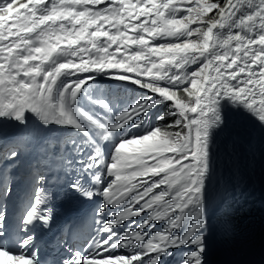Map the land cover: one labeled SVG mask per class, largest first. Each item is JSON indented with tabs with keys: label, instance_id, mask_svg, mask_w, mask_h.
<instances>
[{
	"label": "snow or ice",
	"instance_id": "obj_1",
	"mask_svg": "<svg viewBox=\"0 0 264 264\" xmlns=\"http://www.w3.org/2000/svg\"><path fill=\"white\" fill-rule=\"evenodd\" d=\"M97 76L144 94L118 104L89 90ZM229 106L264 127V0H0V120L65 129L71 150L57 161L59 143L14 137L4 159L34 148L74 174L72 191L101 199L99 239L53 264H160L185 247L179 264H203L212 147ZM40 167L15 230L0 207V264H42L30 231L51 221ZM12 193L0 184V198Z\"/></svg>",
	"mask_w": 264,
	"mask_h": 264
},
{
	"label": "bare ground",
	"instance_id": "obj_2",
	"mask_svg": "<svg viewBox=\"0 0 264 264\" xmlns=\"http://www.w3.org/2000/svg\"><path fill=\"white\" fill-rule=\"evenodd\" d=\"M215 18H217L216 14L213 19ZM104 94L107 93L104 92ZM228 112V122L220 129V132L223 133L221 139L217 137V134L214 137L213 145L216 146L215 150H213L214 164H225L222 165L225 173L221 178L224 177L231 181L234 192L247 191L253 194L255 201L259 200L264 203V152L262 151L264 149V134L257 136L252 131L254 128H262L264 130V127H261L257 120L248 116L242 108L237 109L229 106ZM235 129L241 130L239 133L241 136L234 139L230 131ZM241 137L245 139L251 138L254 144L242 145L240 143ZM237 154H240L241 158L235 165L226 161ZM10 163L12 164V178L16 185L10 184L17 186L18 193L30 194L31 199L34 189L30 188L29 184H33V175L36 171L35 165L25 163L22 166L20 165L21 168H19L20 166L17 167L15 162L10 161ZM8 171L10 170L6 168L7 173H9ZM223 202L228 205V198L223 199Z\"/></svg>",
	"mask_w": 264,
	"mask_h": 264
},
{
	"label": "rangeland",
	"instance_id": "obj_3",
	"mask_svg": "<svg viewBox=\"0 0 264 264\" xmlns=\"http://www.w3.org/2000/svg\"><path fill=\"white\" fill-rule=\"evenodd\" d=\"M225 0H223V2H224ZM223 2L221 3V4H223ZM211 14V13H210ZM210 14H209V16H210ZM215 14L216 13H212V16L210 17V18H213L214 16H215ZM197 26V25H196ZM263 152H264V149L262 150Z\"/></svg>",
	"mask_w": 264,
	"mask_h": 264
},
{
	"label": "trees",
	"instance_id": "obj_4",
	"mask_svg": "<svg viewBox=\"0 0 264 264\" xmlns=\"http://www.w3.org/2000/svg\"><path fill=\"white\" fill-rule=\"evenodd\" d=\"M220 2L222 3V2H223V0H220ZM165 123H167V121H165Z\"/></svg>",
	"mask_w": 264,
	"mask_h": 264
}]
</instances>
